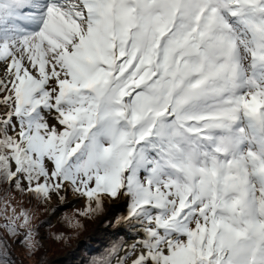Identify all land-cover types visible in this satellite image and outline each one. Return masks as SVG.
<instances>
[{"label": "snow or ice", "instance_id": "obj_1", "mask_svg": "<svg viewBox=\"0 0 264 264\" xmlns=\"http://www.w3.org/2000/svg\"><path fill=\"white\" fill-rule=\"evenodd\" d=\"M0 188L83 199L88 264H264V0H0ZM34 221L0 208V264Z\"/></svg>", "mask_w": 264, "mask_h": 264}, {"label": "rangeland", "instance_id": "obj_2", "mask_svg": "<svg viewBox=\"0 0 264 264\" xmlns=\"http://www.w3.org/2000/svg\"><path fill=\"white\" fill-rule=\"evenodd\" d=\"M11 200L13 204L19 206L21 203L25 207L34 208L36 210V221H42L45 217V226L41 228L40 234L43 237L42 243L44 247L36 254V256L29 257L28 254L18 245L13 246V253L17 258V264H37V261L43 259L46 264H80L82 262L83 254L89 255L95 248H102V245L93 246L86 245L84 242L85 235L90 234L93 239L102 240L107 237V240H114L117 238V232L113 228L105 229V224L102 223L103 217L92 220H83V229L78 233L76 238H71L73 241L65 242L62 239H57L58 234L71 231L72 228L67 225L64 217L73 216L78 210H82L85 205L83 199H74L71 194L68 196V203L61 205L59 200H53L48 209L58 207L59 210L55 214L46 211L43 207H37L35 202L29 203V198L17 191L0 188V208L4 203ZM115 207L109 209L111 214H119L125 211L123 204L113 202ZM19 210V208L17 209ZM111 218V217H109ZM84 238V239H83ZM131 242V241H129ZM11 243V241H9ZM83 243V244H82ZM83 252V253H82ZM49 255V258L47 257Z\"/></svg>", "mask_w": 264, "mask_h": 264}, {"label": "trees", "instance_id": "obj_3", "mask_svg": "<svg viewBox=\"0 0 264 264\" xmlns=\"http://www.w3.org/2000/svg\"><path fill=\"white\" fill-rule=\"evenodd\" d=\"M42 221H45V217H44V219H42ZM62 234H63V236L65 237V238L62 239V240H64L65 242H67V241H73V240H71V238H76L77 235H78V233H76L73 229H72L71 231H68V232H66V233H62ZM83 239H84V238H83ZM108 242H109V240H107V237L104 238V239H102V240H96V239H93V238L91 237L90 234H88V235H85V239H84V242H83V243H85L86 245L91 244V245H93V246H99V245H102V243H104V244L102 245V248H103V246H104L106 243H108ZM83 243H82V244H83ZM102 248H95V249H93V250H92V253L89 254V255H85V254H83L84 256H83V258H82V262H81L80 264H88V260H89L90 256L96 254V252H97L98 250L102 249ZM82 253H83V252H82ZM47 257L49 258V255H47Z\"/></svg>", "mask_w": 264, "mask_h": 264}, {"label": "bare ground", "instance_id": "obj_4", "mask_svg": "<svg viewBox=\"0 0 264 264\" xmlns=\"http://www.w3.org/2000/svg\"><path fill=\"white\" fill-rule=\"evenodd\" d=\"M112 207H115V205L114 204H112L111 206H110V208L109 209H111ZM111 211V210H110Z\"/></svg>", "mask_w": 264, "mask_h": 264}]
</instances>
